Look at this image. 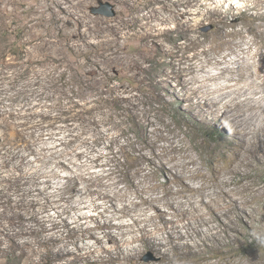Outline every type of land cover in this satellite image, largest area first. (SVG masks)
<instances>
[{
	"label": "rangeland",
	"instance_id": "1",
	"mask_svg": "<svg viewBox=\"0 0 264 264\" xmlns=\"http://www.w3.org/2000/svg\"><path fill=\"white\" fill-rule=\"evenodd\" d=\"M251 82L264 0H0V264H264V162L232 173L214 105Z\"/></svg>",
	"mask_w": 264,
	"mask_h": 264
},
{
	"label": "bare ground",
	"instance_id": "2",
	"mask_svg": "<svg viewBox=\"0 0 264 264\" xmlns=\"http://www.w3.org/2000/svg\"><path fill=\"white\" fill-rule=\"evenodd\" d=\"M229 1H236V0H229ZM248 75V74H247ZM213 79V78H212ZM244 80V79H243ZM205 82V81H204ZM200 84V83H199ZM205 84V83H204ZM246 88L243 89H237L234 93L237 94L236 96L231 97L229 95V100H226L227 102L221 104V100L218 99V101L214 104L217 108L221 107V109L223 110L222 115L219 116V120L221 118H225L227 119V113H229L230 111L234 110L240 114H242V116L245 117V122L239 121L238 120V116H234L231 118V121L233 122L232 127H231V136H232V141L233 143H235L238 146V150H243L244 154H245V159L243 160H239L238 163L235 165V168L233 169L232 173H238L240 171L243 170H247L251 163H256V164H260L264 162V90H262L260 87L256 86L253 82L251 83H247L246 84ZM250 89H254V94H261V97L259 99H255V98H246V99H241V96H243V94H247ZM231 94V93H230ZM225 95V94H224ZM224 97V96H223ZM222 97V98H223ZM224 99V98H223ZM204 100V99H203ZM224 100V101H225ZM207 101V100H206ZM216 101V100H215ZM218 112V111H217ZM233 112V111H232ZM235 115V114H233ZM241 116V115H240ZM241 116V117H242ZM228 122V121H227ZM230 123V122H229ZM231 124V123H230ZM245 125V126H244ZM230 126V125H229ZM229 129V128H228ZM246 138V139H245ZM230 141V140H229ZM228 141V142H229ZM234 144V145H235ZM232 145V144H231ZM230 146V145H229ZM231 147V146H230ZM233 149V148H232ZM237 150V151H238ZM232 155V154H231ZM237 155V154H236ZM238 156V155H237ZM236 157V156H235ZM237 159V158H236ZM238 160V159H237ZM249 173L246 172V178ZM245 176V173L243 172L242 177ZM250 177V176H249ZM205 186V185H204ZM71 189V188H70ZM233 192V191H231ZM225 194V193H224ZM231 194V193H230ZM229 195V194H228ZM221 196V195H220ZM202 201V200H201ZM204 202V201H203ZM224 203V202H222ZM221 203V204H222ZM201 204V203H200ZM172 205V204H171ZM203 205V204H202ZM218 205V204H217ZM229 205V204H228ZM225 206V205H222ZM176 208V207H175ZM205 208V207H204ZM221 208V207H220ZM211 216L214 217V219L219 218V216H217L215 214V211L207 208L206 210ZM221 211V210H220ZM208 214V215H209ZM192 215V214H191ZM197 217L194 218V222L193 223H189L186 227H190V230H192V225L193 224H203V225H207V222H205L203 220L204 215L206 216L205 213L202 212H198ZM207 215V216H208ZM220 215V214H219ZM193 218V217H192ZM140 220V219H139ZM147 220V219H146ZM149 220V219H148ZM147 220V224L150 223ZM191 220V219H190ZM209 220V219H208ZM217 220V219H216ZM136 221V220H135ZM143 221V220H142ZM151 221V220H149ZM210 221V220H209ZM218 221V220H217ZM223 221H221V223L223 224L221 231H212L211 229H207L206 232L204 234H202L203 239H202V247H199L195 245H191L189 244L187 241H185L183 244H180L179 246L174 244L175 238H170V244L168 242V244L171 246L170 249L165 248L166 246L163 244H156L155 242H150V243H146L147 245H151L152 248L155 250V252H187V256H191L193 254V252H200L203 249H211L214 248L217 245L221 244V240H220V236L221 235H227L228 234V228H227V224L225 223V218L223 217ZM145 222V221H144ZM134 224V223H133ZM139 224V223H138ZM142 224V223H141ZM162 225V224H161ZM123 227V226H121ZM139 227V226H138ZM144 227V226H143ZM146 227V226H145ZM211 227V226H210ZM220 227V226H219ZM141 228V227H140ZM148 228V227H147ZM184 228V227H183ZM200 228V227H199ZM168 231V230H167ZM174 231V230H173ZM172 231V233H173ZM87 232V231H86ZM143 232V231H142ZM158 232V231H157ZM163 232V229H162ZM165 232V231H164ZM201 232V231H200ZM209 232V233H208ZM145 233V232H144ZM147 233V232H146ZM191 232H189L188 238L191 237ZM166 234V233H165ZM182 234V233H181ZM193 234L196 235V239L197 237H200L201 234H199V232H195L193 231ZM168 235V234H167ZM108 236V235H107ZM120 237V236H119ZM122 237V235H121ZM151 237V236H150ZM110 238V237H109ZM181 238H183L182 236H179V239L181 240ZM115 238H110L109 240H113ZM195 239V238H194ZM185 240V239H184ZM119 241V238H118ZM135 241V240H133ZM133 241L130 242L133 243ZM147 242V238L142 236L139 239V242ZM169 241V240H168ZM179 241V240H178ZM180 242V241H179ZM208 242L209 245H206L205 243ZM120 243V242H119ZM122 245V244H120ZM167 245V244H166ZM103 246V245H102ZM143 247V246H142ZM168 247V246H167ZM121 248V247H120ZM163 248H165V250H163ZM203 250V251H204ZM132 252L134 251V249L131 250ZM183 254V253H182ZM179 256V255H178ZM185 256V255H184ZM192 257V256H191ZM175 258H177L178 260H180V256L179 258L173 256V261L175 260ZM186 258V257H185ZM158 261L159 263H167V264H171L172 261L170 259H167L166 256L164 254L160 255L158 257Z\"/></svg>",
	"mask_w": 264,
	"mask_h": 264
},
{
	"label": "water",
	"instance_id": "3",
	"mask_svg": "<svg viewBox=\"0 0 264 264\" xmlns=\"http://www.w3.org/2000/svg\"><path fill=\"white\" fill-rule=\"evenodd\" d=\"M99 8H91V13L93 15H97V16H104V17H108V18H112L115 16V11L113 9V7L109 4H102V2L99 3Z\"/></svg>",
	"mask_w": 264,
	"mask_h": 264
}]
</instances>
